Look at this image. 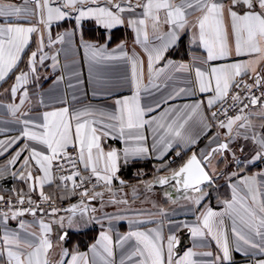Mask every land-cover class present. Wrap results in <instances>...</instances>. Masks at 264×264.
<instances>
[{"label": "snow or ice", "instance_id": "snow-or-ice-1", "mask_svg": "<svg viewBox=\"0 0 264 264\" xmlns=\"http://www.w3.org/2000/svg\"><path fill=\"white\" fill-rule=\"evenodd\" d=\"M25 2L35 4L40 23L46 25L54 20H63L75 13L77 25L84 19H91L102 28L110 30L125 23L124 14L127 13V24L136 33L135 43L141 45L147 55L150 79L154 73L159 74L163 71V68L156 69L155 65L164 60L169 50L181 40V34L191 29L190 42L202 47L206 52L204 63L207 67L195 68L193 84L194 91L209 94L207 108L222 105L231 90L240 88L241 84H243L245 96L242 98L239 94L233 95L232 108L239 107L243 99H247L253 106L260 102V98L252 93V89L264 86V76L259 73L253 75L252 84L245 83L243 77L255 73V66L264 60V0H103V3L100 0H59L57 6H53L51 0H25ZM21 12L20 7L11 3H0V18H17L16 22L8 20L7 23H0V85L14 77V83L8 92L13 101L18 95L21 97L19 104H0V108L5 109L21 126L19 136L0 140V156L8 153L21 140L24 141L15 149L3 168H0V179L8 173L13 179L29 183L30 190L34 191L38 186L41 198L48 201L50 197L44 194V185L54 180L53 163L63 160L73 168L77 162L84 165V170L90 171L91 176L96 180L94 187L106 185L110 188L118 171L121 154L116 149L105 152L101 146V137L113 136L125 143L126 146L123 149L125 164L130 159H139L149 154V148L144 143L146 136L142 130L145 125L151 127L156 123L157 118L152 117L149 120L145 119V115L146 112L155 111L160 104L157 103L155 107L147 109L141 106L139 90L143 77V61L135 53L129 56L123 51L122 45L119 46L121 53L119 57H112L110 54L107 56V58L124 59L130 62L131 85L135 89L131 97H123L115 101L116 109L113 113H100V119H97V114L92 109L70 111L68 107H63L54 111H45L39 118L33 119L28 112L22 111L29 97L27 85L30 81L39 79V66H44L48 59L55 61L56 57H49L45 51L54 43L51 35L45 42V36L40 33L38 27L31 25L30 22L27 26L21 24L19 22ZM193 15L196 16L195 20H190L189 17ZM164 26H167L166 31ZM34 33L40 34L36 50L32 51L30 41ZM230 37L234 38L235 56L250 57V59L215 65L209 63L226 60L233 55ZM63 39L62 35L57 36L55 42L62 43ZM84 48L86 52L91 51L92 59L104 56L106 53L104 46L84 44ZM25 57H27L26 70L20 68ZM172 63L168 61V65ZM177 67L180 70H189V66L185 64ZM185 92L186 90L181 88L177 95ZM173 98V96L168 97V99ZM202 103L184 105L183 108L190 111L183 116L180 109L170 110L169 115L173 118L170 122L159 124L158 138L154 136L152 151L158 153V159H163L169 151H174L175 157L181 161L177 168L172 169H169V164L176 163L175 160L162 163L160 168H157V172L163 169L170 171L171 174L157 176L154 183L161 186L168 185L170 189L180 194L179 197L173 198L168 189L165 190V195L173 203H176L178 199H184L189 201L194 209V224L169 219V225L174 226L176 230L188 228L193 238L211 237L215 241L220 254L214 256L212 252L202 253L203 256L213 257L207 264H232L233 252L245 256L250 254L254 256L258 252L259 255L264 256V200L258 199L255 176L242 177L238 184L231 186L232 198L223 202L225 205L223 212H216L210 207L200 210L202 201L210 195L215 179L214 174L208 170L213 156L230 150L229 144L241 135L239 129H244L243 139L251 140L256 145L255 154L248 163L264 161V132L257 133L249 115L244 114L249 104H244L239 109V114L235 116H228V109L222 108L226 122L221 120L218 127L227 129L229 140L218 143L209 152L202 150L199 157L193 153L184 160L187 150L181 146L182 143L187 144L190 150L191 145H194L196 141L185 137L183 129L188 120L201 110ZM217 116L218 112L211 113L212 119H216ZM259 118L264 120V113H261ZM238 121L242 123L239 124L236 135L233 136V125ZM261 128H264V124ZM0 132H4V129L0 128ZM248 132H251L250 136ZM4 134L7 135L6 132ZM70 148L78 152L75 160L68 154ZM25 152L28 154L23 155ZM233 158H236L235 153ZM17 163L20 167L13 170ZM57 166L63 169V164ZM33 167L42 175L34 177ZM259 175L264 177V173ZM75 177H80L79 171H73L71 175L61 176L59 179L61 183L72 181L74 192L77 187H82L86 182V178L80 177V183L76 184ZM120 183L123 184V181ZM241 185L243 189L240 188ZM244 189L246 192L241 196L239 192ZM24 195L21 190L18 196V203L21 205L25 202ZM80 195L88 197L89 190L84 188ZM102 197L103 193L93 192L90 199ZM2 200L3 197L0 196V201ZM28 202L32 204L31 199ZM8 204L9 210L0 212V227L4 228V234L0 237V259L6 255L4 264H49L47 253L52 248L50 239L52 229L49 224L40 220L38 222L40 234L37 235L34 232H27L26 224L21 220L19 228L25 233L24 239L21 238L20 232L7 228L9 219H16L25 213L35 217L39 205L13 210L12 202L9 201ZM66 211L71 213L68 218L69 225L77 212L81 218L88 215L89 219H92L89 208L83 200L80 205H72ZM91 211L94 212L95 209ZM41 212H43L42 209ZM56 212L57 209L53 208L48 214L55 215ZM160 214L164 217L168 216L163 209L160 210ZM226 215L232 221L231 234L235 240L234 247L229 243L224 226ZM63 219L61 217L59 221L61 227H63ZM108 219L111 221L115 217H108ZM137 223L146 224L151 221H137ZM257 237L259 240L256 239ZM65 239L66 234L59 236V240ZM164 240L159 227L129 231L117 241L121 247L129 241L133 242L130 244V251L122 258L121 264H124L125 260L129 264H197L193 259L197 253L192 248L177 257L174 250L179 240L175 232L167 236L166 247ZM111 245V237L102 231L99 240L92 246V251L99 256L102 264H114ZM98 246L102 248L103 254L97 252ZM250 250H256V252ZM62 254L69 255L68 250L64 249ZM80 258V254H73L71 261H61L60 264H78ZM255 264H264V259L256 260Z\"/></svg>", "mask_w": 264, "mask_h": 264}, {"label": "crops", "instance_id": "crops-1", "mask_svg": "<svg viewBox=\"0 0 264 264\" xmlns=\"http://www.w3.org/2000/svg\"><path fill=\"white\" fill-rule=\"evenodd\" d=\"M103 3V0H100ZM0 3H11L22 9L19 22L25 26L30 22L31 25L39 28L40 33L45 36V42L51 35L54 43L45 49L49 57L55 56L56 60L48 59L44 66H39V79L30 81L27 85L29 92L28 102H26L22 111L29 113L30 117L37 119L45 111H54L63 107H68L70 111L82 110L85 108L92 109L100 119V113H113L116 109L115 101L123 97H131L135 89L131 85V64L124 59L107 58L110 54L112 57L121 55L119 46H123V51L129 56L133 53L139 56L143 61V77L139 90L140 103L145 109L155 107L157 103L159 108L155 111L146 112L145 119L156 117V123L151 127L145 125L142 130L146 136L145 146L149 148V154L145 157L129 160L127 164L123 162V149L125 143L113 136L101 137V146L107 152L116 149L120 154V162L116 177L113 179L112 185L100 186L97 192L103 193L102 198L79 199L76 192H73V182L67 181L61 183L60 179L54 175L52 183H46L43 188L45 195L66 201L72 205H80L81 200L88 206L92 219L88 215L81 218L79 212L72 217V223L69 225V216L71 213L49 215L46 212H39L36 216L25 213L16 219H9L7 222L8 230L20 232L21 238H25V233L20 230L19 222L22 220L26 224L27 232L40 234L39 221L51 226L50 239L52 248L47 253L49 264H60L61 261H71L73 254H80L81 258L78 264H102L99 256L92 251V246L96 244L100 238V233L106 232L112 240L114 264H121L130 251V244L127 242L123 247L117 244L118 238L127 234L129 231L146 230L148 228H161L162 236L166 238L172 232H175L179 244L175 248L177 257L192 248L197 253L193 259L197 264H207L213 257L201 255L205 252H212L215 255L220 254L214 240L211 237L193 238L188 228H180L176 230L174 226L169 225V219L175 222H186L188 224L195 223L192 204L184 199H178L176 203L168 199L165 190L172 194L173 198L179 197L180 194L174 192L168 185L161 186L154 183L159 175H170V171L157 172L161 164L167 162L169 151L163 159H158V153L152 151L154 136L158 138L159 124L170 122L173 118L169 115L172 109H180L181 115L189 112L190 109H184V105H193L197 102H203L201 110L194 114L183 129V135L196 141L191 145L190 150L187 144L182 143V147L187 150L184 160H187L193 153L199 157L201 151L209 152L211 148L216 147L218 143L227 142L229 140L226 128L214 126L210 119V109L207 108V99L209 94L194 91L195 68H205L204 63L206 52L202 47L191 43V29L181 34V40L169 50L164 60L155 65L156 69L163 68L159 74L154 73L150 79L147 70V55L143 47L135 43L136 33L127 24L128 14L125 13V23L117 25L108 30L99 26L94 20L84 19L79 25L75 21V13L65 17L63 20L52 21L46 25L40 23V16L35 11V4L25 2V0H0ZM53 6H57L59 0H51ZM139 11V9L137 10ZM198 15V13L196 14ZM46 18V17H45ZM196 16L189 17L195 20ZM8 20L16 22V17L0 18V23H7ZM167 30V26H164ZM40 33H34L30 41V49L36 50ZM63 36V42H55L57 36ZM230 43L233 48V55L226 60L209 62L211 64L232 63L239 60H247L250 57H236L234 54V38L230 37ZM84 44L94 46H104L106 53L104 56L92 59L91 51L84 48ZM115 50V51H114ZM168 61H172L168 65ZM27 57L24 63L20 65L21 69H25ZM55 64V67H53ZM185 64L189 66V70H180L177 66ZM167 65V66H166ZM255 74L259 73L264 76V60L256 66ZM26 70V69H25ZM18 74V73H17ZM14 83V77L6 83L0 85V104L8 105L10 103L19 104L20 95L13 101L8 89ZM183 88L185 93L177 95L179 90ZM173 96V99H168ZM167 101V102H165ZM264 95L260 97V102L253 106L250 105L244 114L249 115L251 123L257 133L264 132L261 125L264 120L259 118L264 113ZM212 109V108H211ZM163 114V115H162ZM233 125L232 135L235 136L239 124ZM208 125V127H205ZM20 125L15 122L14 118L5 110L0 108V128L4 132H0V140L9 139L19 136ZM241 135L229 144L230 150L223 153H216L208 166V170L214 174V183L210 190V195L202 201L200 210L210 207L216 212H223L225 209L224 201L232 198V185L238 184V181L245 176H255L257 179L258 199L264 200V177L259 175L264 173V161H256L254 164L248 161L254 156L256 145L251 141L243 139L244 129H239ZM7 133L5 135L4 133ZM251 135V132H248ZM24 143L23 140L10 149L4 156H0V168L6 164L16 148ZM243 148V151H241ZM179 150V149H177ZM235 153V159L233 158ZM25 152L23 155H27ZM181 161L169 164V169L177 168ZM17 163L13 170L19 168ZM84 169V165L81 164ZM33 176L42 175L35 167L32 169ZM75 179V178H74ZM123 181V184L120 183ZM31 183V182H30ZM65 184L67 185L65 187ZM243 189V186H240ZM23 191L26 196L41 197L40 189L30 190L29 183L13 179L10 174L5 173L0 179V194L19 195ZM246 189L240 191L243 196ZM250 195V194H249ZM115 201V202H113ZM126 201V203H124ZM95 209L94 212L91 210ZM163 209L168 213L167 217L160 214ZM199 215V213H196ZM63 217V227L60 226V219ZM108 217H115L109 221ZM137 221H151V223L139 224ZM231 219L226 215L224 218V226L228 234L230 245L235 246L234 237L231 234ZM4 234V228L0 227V237ZM66 234V239L61 241L59 236ZM259 240V238H256ZM64 249L68 250L69 255H63ZM256 252V250H250ZM97 252L103 254L100 246ZM264 259V256L258 252L253 255L245 256L241 253L233 252L232 264H255L256 260ZM6 255L0 259V264H4ZM124 264H129L125 260Z\"/></svg>", "mask_w": 264, "mask_h": 264}, {"label": "built area", "instance_id": "built-area-1", "mask_svg": "<svg viewBox=\"0 0 264 264\" xmlns=\"http://www.w3.org/2000/svg\"><path fill=\"white\" fill-rule=\"evenodd\" d=\"M255 75V73H250L247 76L243 77V81L245 83L248 84H252L253 80H252V76ZM252 93L257 96V97H261L262 93H264V86L256 88L254 87L252 89ZM239 94L242 98L245 96V90L243 87V84H241L240 88H233L231 90V92L229 93L228 97H226V101L222 104V105H217L215 107H213L212 109H210V119H211V123L214 126H218L219 122L221 120L226 122V117L223 114V112L221 111L222 108H227L228 109V116H235L237 114H239V109L243 107L244 104H249V101L247 99H243V102L239 105V107L237 108H232L231 105L233 104V100H232V96ZM251 104H249L250 106ZM248 106V107H249ZM248 109V108H247ZM245 109V112L246 110ZM212 112H218V116L216 119H212L211 118V113ZM244 112V113H245ZM68 154L75 160L78 156V152L73 150V149H69L68 150ZM168 161H172L175 160L176 162L180 161L179 158L175 157V153H169L168 157H167ZM58 164H63V169H61V167H58ZM173 164V163H170ZM53 175L59 179V177L61 176H68L71 175L73 171H79L80 173V177H84L86 178V182L84 183V185L82 187H77L75 189V192L77 194V197L79 199H86L89 196H91L93 194V192H97L100 189V186L94 187V185H96V180L94 177L91 176L90 171H85L82 167L80 163H76L75 167H71L67 164L66 161L60 160V161H56L53 163ZM80 177H75V182L76 184L80 183ZM90 178V179H88ZM67 181H65L64 183H66ZM84 188H87L89 190V196L88 197H82L80 195V193L84 190ZM0 196L3 197V200L0 201V212H4V211H8L9 210V204L8 202L11 201L12 205H13V210L15 209H28L29 207H35L36 205H39V208L37 209V213L41 212V209L43 210V212L46 213H51L52 209L55 208L57 209L56 214H63L66 213L68 211H66L67 209H70V203L66 202V201H61L58 199L54 198H50L48 201H44L41 197H33V196H26L24 195V204L21 205L18 203V196L19 195H9V194H0ZM29 199H31L32 204H29Z\"/></svg>", "mask_w": 264, "mask_h": 264}, {"label": "water", "instance_id": "water-1", "mask_svg": "<svg viewBox=\"0 0 264 264\" xmlns=\"http://www.w3.org/2000/svg\"><path fill=\"white\" fill-rule=\"evenodd\" d=\"M214 148V147H213ZM212 149V148H211Z\"/></svg>", "mask_w": 264, "mask_h": 264}]
</instances>
